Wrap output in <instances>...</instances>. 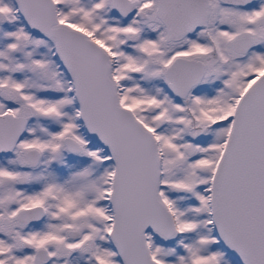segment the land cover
Wrapping results in <instances>:
<instances>
[{
  "label": "snow or ice",
  "instance_id": "1",
  "mask_svg": "<svg viewBox=\"0 0 264 264\" xmlns=\"http://www.w3.org/2000/svg\"><path fill=\"white\" fill-rule=\"evenodd\" d=\"M0 264H264V0H0Z\"/></svg>",
  "mask_w": 264,
  "mask_h": 264
}]
</instances>
